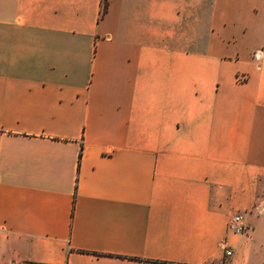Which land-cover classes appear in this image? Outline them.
Listing matches in <instances>:
<instances>
[{"label": "crops", "instance_id": "1", "mask_svg": "<svg viewBox=\"0 0 264 264\" xmlns=\"http://www.w3.org/2000/svg\"><path fill=\"white\" fill-rule=\"evenodd\" d=\"M102 9L0 0V264H264V0Z\"/></svg>", "mask_w": 264, "mask_h": 264}, {"label": "built area", "instance_id": "2", "mask_svg": "<svg viewBox=\"0 0 264 264\" xmlns=\"http://www.w3.org/2000/svg\"><path fill=\"white\" fill-rule=\"evenodd\" d=\"M256 56L258 57V54ZM246 79H247V77L245 75H239L237 77V80L239 82H242V83L245 82ZM228 228L237 234H247L249 231V227H247V225H245V223L243 222L242 216L239 214L234 215L232 217V219L230 220V222L228 224ZM225 254H226V256H231L232 252L230 250H226Z\"/></svg>", "mask_w": 264, "mask_h": 264}, {"label": "rangeland", "instance_id": "3", "mask_svg": "<svg viewBox=\"0 0 264 264\" xmlns=\"http://www.w3.org/2000/svg\"><path fill=\"white\" fill-rule=\"evenodd\" d=\"M107 1L108 0H103V9H104L105 3L107 4ZM103 9H102V11H103ZM259 193H260L261 196H264V178L261 179V186L259 188Z\"/></svg>", "mask_w": 264, "mask_h": 264}, {"label": "trees", "instance_id": "4", "mask_svg": "<svg viewBox=\"0 0 264 264\" xmlns=\"http://www.w3.org/2000/svg\"><path fill=\"white\" fill-rule=\"evenodd\" d=\"M107 7H108V1H107V4L105 3V5H104V9H103V11H102V16L107 12Z\"/></svg>", "mask_w": 264, "mask_h": 264}]
</instances>
